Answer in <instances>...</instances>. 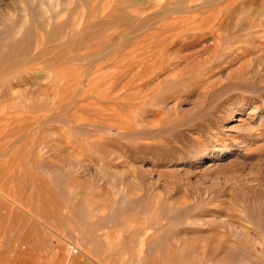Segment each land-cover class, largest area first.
Instances as JSON below:
<instances>
[{"label":"rangeland","instance_id":"374dc122","mask_svg":"<svg viewBox=\"0 0 264 264\" xmlns=\"http://www.w3.org/2000/svg\"><path fill=\"white\" fill-rule=\"evenodd\" d=\"M55 251L264 264V0H0V262Z\"/></svg>","mask_w":264,"mask_h":264},{"label":"crops","instance_id":"0c3cea01","mask_svg":"<svg viewBox=\"0 0 264 264\" xmlns=\"http://www.w3.org/2000/svg\"><path fill=\"white\" fill-rule=\"evenodd\" d=\"M1 264V262H0ZM9 264H17V261H10ZM26 264H93L90 261H80L77 257H68L61 251H55L53 254L41 255V257L34 258Z\"/></svg>","mask_w":264,"mask_h":264},{"label":"bare ground","instance_id":"6f19581e","mask_svg":"<svg viewBox=\"0 0 264 264\" xmlns=\"http://www.w3.org/2000/svg\"><path fill=\"white\" fill-rule=\"evenodd\" d=\"M205 121H206V123L208 122V120H205ZM200 122H201V121H200ZM203 122H204V120H203ZM209 122H212V121L209 120ZM198 123H199V122H198ZM201 123H202V122H201ZM199 124H200V123H199ZM205 125H206V124H205ZM207 125H208V123H207ZM199 126H200V125H199ZM202 126L204 127L203 123H202ZM192 127H194V125H193ZM205 127H206V126H205ZM194 128H195V127H194ZM195 129H197V128H195ZM198 129H200V128H198ZM199 137H201V135H200ZM182 150H183V149H182ZM190 231H191L190 233H194V235H195L194 237L192 236V238L202 239V238H201V237H202L201 235H203L202 233H204V230H203V229H198V228H196V227H191ZM215 233H216V232H215ZM215 233L211 234V235L208 237L209 240H210V239L212 240L213 238H215L216 235H218L217 233H216V234H215ZM204 234H205V233H204ZM220 236H221V235H220ZM220 236H219V237H220ZM208 238H207V239H208ZM203 239H204V238H203ZM217 239H218V241H216V242L219 244V238H217ZM209 240H208V241H209ZM225 240H226V241H227V240H229V241H234V238H232V237H231V238H230V237H227V239H225ZM191 241H192V240H191ZM193 241H194V239H193ZM202 241H203V240H202ZM222 242H223V241H222ZM224 242H225V241H224ZM212 243H214V242L212 241ZM198 244H199V243H198ZM198 244H197V245H198ZM210 244H211V243H210ZM198 246H199V245H198ZM200 247H202V249H203V250L201 251V254H207V251L204 250L205 244H202ZM205 248H206V247H205ZM207 249H209V248H207ZM209 253H210V252H209ZM219 253H220V248L216 246V247L213 248V250H212V252H211L212 255H211V254H210V255L213 257V255H216V254H219Z\"/></svg>","mask_w":264,"mask_h":264},{"label":"built area","instance_id":"2783aa9c","mask_svg":"<svg viewBox=\"0 0 264 264\" xmlns=\"http://www.w3.org/2000/svg\"><path fill=\"white\" fill-rule=\"evenodd\" d=\"M75 251V250H74Z\"/></svg>","mask_w":264,"mask_h":264}]
</instances>
